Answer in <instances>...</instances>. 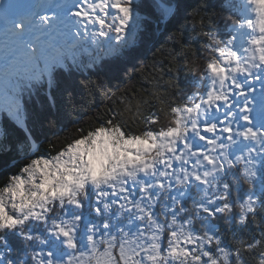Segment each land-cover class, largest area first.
I'll use <instances>...</instances> for the list:
<instances>
[{"label": "snow or ice", "instance_id": "obj_1", "mask_svg": "<svg viewBox=\"0 0 264 264\" xmlns=\"http://www.w3.org/2000/svg\"><path fill=\"white\" fill-rule=\"evenodd\" d=\"M231 6L224 34H197L206 55L189 87L150 99L126 90L106 118L60 127L59 147L42 149L24 92L54 105L62 74L135 71L151 16L179 6L0 0V113L21 133L11 143L0 121V145L24 161L0 184V264H264V0ZM10 233L29 242L22 259L8 255Z\"/></svg>", "mask_w": 264, "mask_h": 264}, {"label": "trees", "instance_id": "obj_2", "mask_svg": "<svg viewBox=\"0 0 264 264\" xmlns=\"http://www.w3.org/2000/svg\"><path fill=\"white\" fill-rule=\"evenodd\" d=\"M155 2L156 0H142L146 6L145 14L158 15ZM170 2L179 6L178 14L160 23H157L155 16H151L150 26L136 43L133 52L135 59L128 64L129 69L135 64V71H129L127 75L122 73L119 79L96 73L62 74L59 76L60 88L54 92V105L45 97L43 90H38L35 96H28L30 100L24 103L27 122L42 149H48L49 140L59 147L53 132L60 127H72L74 131L77 119L87 127L97 115L106 118L107 109L118 107L117 98L126 90L135 91L138 96L150 99L153 93L172 97L174 89L189 87L192 79L190 68L193 64L200 65L203 55H206L201 48L202 39L197 34L206 30L224 34L227 26L236 18L237 13L231 5L238 0ZM154 64L161 71L153 73ZM108 93L115 95L110 97ZM0 121H6L3 113H0ZM6 122L11 134L10 142L15 144L21 133L12 126L11 121ZM60 139L62 141L63 136ZM23 162L18 159L15 147L9 151L5 145H0V184L5 182L8 175L18 172ZM84 213L89 218L94 216H90V209L87 207ZM249 230L255 231L254 226L250 225ZM7 239L15 240L16 235L10 233ZM28 243L24 241L17 252L12 243L8 255L15 260L22 259L28 251ZM31 243L35 246L37 242Z\"/></svg>", "mask_w": 264, "mask_h": 264}, {"label": "rangeland", "instance_id": "obj_3", "mask_svg": "<svg viewBox=\"0 0 264 264\" xmlns=\"http://www.w3.org/2000/svg\"><path fill=\"white\" fill-rule=\"evenodd\" d=\"M168 19V18H167ZM202 62H203V59L199 62V63H201L202 64ZM192 80V79H191ZM6 85L2 82V81H0V91H2L3 89H4V87H5ZM36 93H37V91H35L34 92V94H32L33 96H35L36 95ZM30 94L27 92V91H25L24 92V94H23V104L26 102V101H28V100H30V98L28 97ZM258 97V96H257ZM25 98V99H24ZM32 99V98H31ZM259 103H260V96H259V98H257L256 99V107L258 108L259 107ZM25 107H26V105H25ZM25 111H26V109H25ZM14 234V233H13ZM8 240V246L10 247H12V243H13V245H14V249H15V251L17 252L18 251V247L19 246H21V244H23L24 243V240L21 238V237H19V236H17L16 235V239L15 240H10V239H7ZM0 250H2V247H0ZM9 254V253H8Z\"/></svg>", "mask_w": 264, "mask_h": 264}, {"label": "bare ground", "instance_id": "obj_4", "mask_svg": "<svg viewBox=\"0 0 264 264\" xmlns=\"http://www.w3.org/2000/svg\"><path fill=\"white\" fill-rule=\"evenodd\" d=\"M260 88V87H259ZM258 93H260V91H258Z\"/></svg>", "mask_w": 264, "mask_h": 264}]
</instances>
